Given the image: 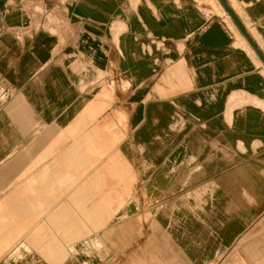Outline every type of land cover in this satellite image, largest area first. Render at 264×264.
<instances>
[{"label":"crops","instance_id":"1","mask_svg":"<svg viewBox=\"0 0 264 264\" xmlns=\"http://www.w3.org/2000/svg\"><path fill=\"white\" fill-rule=\"evenodd\" d=\"M0 0V264H264V0Z\"/></svg>","mask_w":264,"mask_h":264},{"label":"water","instance_id":"2","mask_svg":"<svg viewBox=\"0 0 264 264\" xmlns=\"http://www.w3.org/2000/svg\"><path fill=\"white\" fill-rule=\"evenodd\" d=\"M222 2V4L225 6V8L227 9V11L229 12V14L232 16V18L234 19V21L240 26L239 22L237 21V19L234 17L233 13L231 12V10L228 8V6L226 5V3L223 0H220Z\"/></svg>","mask_w":264,"mask_h":264}]
</instances>
